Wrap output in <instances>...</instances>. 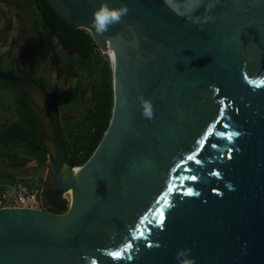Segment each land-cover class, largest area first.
<instances>
[{
	"label": "water",
	"instance_id": "1",
	"mask_svg": "<svg viewBox=\"0 0 264 264\" xmlns=\"http://www.w3.org/2000/svg\"><path fill=\"white\" fill-rule=\"evenodd\" d=\"M44 2L108 55L112 117L76 166L50 94L0 72L23 94L48 158L43 209L0 208V264H264V0ZM104 3L129 11L97 34Z\"/></svg>",
	"mask_w": 264,
	"mask_h": 264
},
{
	"label": "trees",
	"instance_id": "2",
	"mask_svg": "<svg viewBox=\"0 0 264 264\" xmlns=\"http://www.w3.org/2000/svg\"><path fill=\"white\" fill-rule=\"evenodd\" d=\"M3 2L31 30L28 46L39 37L62 40L54 49L60 60L59 66L50 61L44 64V59L37 58V68L32 74L13 54L12 48L8 53L9 73L35 80L50 94L58 107L60 133L66 149L74 164L82 166L103 139L112 117L114 93L109 57L100 51L88 31L75 30L61 22L44 0ZM11 29L12 22H9L4 30H0V43H8ZM61 44L76 52V57L59 48ZM52 77L67 78L74 83L73 89L67 92L54 90L49 82ZM8 112L13 120L5 117ZM47 160L40 129L23 94L0 80V194L17 183L41 190Z\"/></svg>",
	"mask_w": 264,
	"mask_h": 264
},
{
	"label": "rangeland",
	"instance_id": "3",
	"mask_svg": "<svg viewBox=\"0 0 264 264\" xmlns=\"http://www.w3.org/2000/svg\"><path fill=\"white\" fill-rule=\"evenodd\" d=\"M23 21L24 20L16 16L15 13L4 4L3 0H0V30H4L5 26L9 22H12L14 26L13 28L15 29V32L13 30L9 31V41L7 44L0 43V72L9 73L10 56L8 53L10 52V50H12V48L14 49L13 54L21 62L24 60L27 65L31 62L29 58V53L25 51L26 45L24 43L23 38L25 36H29L30 32L28 31L26 23H24ZM19 29L21 30V33L19 32ZM12 44H14V47H12ZM60 87H62V83H60ZM65 88L68 91H71L73 89L71 84L66 85ZM5 117L9 118L10 120H13L11 112L5 114ZM46 172L47 169L44 172V176L46 175Z\"/></svg>",
	"mask_w": 264,
	"mask_h": 264
},
{
	"label": "flooded vegetation",
	"instance_id": "4",
	"mask_svg": "<svg viewBox=\"0 0 264 264\" xmlns=\"http://www.w3.org/2000/svg\"><path fill=\"white\" fill-rule=\"evenodd\" d=\"M18 16V15H16ZM24 23H26L25 21H23ZM13 24H12V29L15 32V29L13 28ZM29 32H31L30 29H28ZM19 32L21 33V30L19 29ZM28 36L23 37L24 38V43H25V51H27L29 53V58L31 60V62L27 65L25 63V61L23 60L21 62V64L27 68L32 74L35 73L36 68H37V63H36V59L40 58L41 60L44 59V64L48 61H50L53 64H55L56 66H59L60 60L58 59L57 54L55 53L54 49L56 46V43H62V40L55 38V41L50 40L47 36L45 37V40H42L41 37H39V40H29L31 41V46L27 45V38ZM31 39V38H30ZM59 48H62V50H64L65 52H67L70 56L72 57H76V52L74 53V51L70 48L67 47L66 45L61 44ZM59 48H57L59 50ZM57 60V62H53V60ZM49 82L52 84L53 89H60L61 91L67 92L68 90L65 88L66 85L71 84L72 87H74V83H70L68 81L67 78L62 77V78H58V77H52L49 78ZM60 83H62V87H60ZM46 175L44 176L45 179ZM48 211L52 212V213H58L60 214L61 212L53 209V208H48Z\"/></svg>",
	"mask_w": 264,
	"mask_h": 264
},
{
	"label": "clouds",
	"instance_id": "5",
	"mask_svg": "<svg viewBox=\"0 0 264 264\" xmlns=\"http://www.w3.org/2000/svg\"><path fill=\"white\" fill-rule=\"evenodd\" d=\"M129 9L126 5L113 7L107 3L101 4L93 12L91 19V27L97 34L108 31L109 27L122 22V19L127 15ZM142 116L146 119L153 117V105L150 100L141 98ZM186 264H195V259L188 257Z\"/></svg>",
	"mask_w": 264,
	"mask_h": 264
},
{
	"label": "built area",
	"instance_id": "6",
	"mask_svg": "<svg viewBox=\"0 0 264 264\" xmlns=\"http://www.w3.org/2000/svg\"><path fill=\"white\" fill-rule=\"evenodd\" d=\"M12 207L43 209L40 190L30 189L21 183L10 186L0 194V208Z\"/></svg>",
	"mask_w": 264,
	"mask_h": 264
},
{
	"label": "snow or ice",
	"instance_id": "7",
	"mask_svg": "<svg viewBox=\"0 0 264 264\" xmlns=\"http://www.w3.org/2000/svg\"><path fill=\"white\" fill-rule=\"evenodd\" d=\"M225 127H227V125H225ZM211 129H209V132L211 133ZM219 135L221 136V137H224V133H219ZM227 139H231V135H229L228 137H227ZM206 143V140H201L200 141V144L201 145H204ZM212 148H216L217 147V145L216 144H211L210 145ZM201 151H203V148H201ZM188 161H194L196 164H200L201 163V161H200V159H198L196 156H193V155H189L188 156ZM214 175H218V173H215ZM189 179H191L192 181H196L197 180V176L196 175H191L190 177H189ZM173 191V189H172V187L171 186H169L168 187V192H172ZM186 195H193V192L189 189L186 193H185ZM165 204H167V201H166V199H165ZM159 219H160V223L161 224H163L164 223V214H163V211H161L160 212V214H159ZM135 238V237H134ZM110 255H113L115 258H119L120 257V255H121V253H119V252H117V253H114V254H110Z\"/></svg>",
	"mask_w": 264,
	"mask_h": 264
},
{
	"label": "bare ground",
	"instance_id": "8",
	"mask_svg": "<svg viewBox=\"0 0 264 264\" xmlns=\"http://www.w3.org/2000/svg\"><path fill=\"white\" fill-rule=\"evenodd\" d=\"M2 192V191H1Z\"/></svg>",
	"mask_w": 264,
	"mask_h": 264
}]
</instances>
